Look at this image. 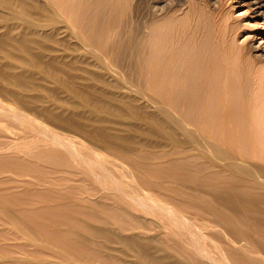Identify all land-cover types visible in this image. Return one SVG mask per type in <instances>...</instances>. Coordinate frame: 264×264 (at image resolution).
<instances>
[{"label": "bare ground", "instance_id": "bare-ground-1", "mask_svg": "<svg viewBox=\"0 0 264 264\" xmlns=\"http://www.w3.org/2000/svg\"><path fill=\"white\" fill-rule=\"evenodd\" d=\"M40 1V0H38ZM46 1V0H45ZM100 1V0H99ZM116 1V0H115ZM136 1V0H135ZM167 1V0H164ZM170 1V0H168ZM260 1V0H259ZM41 2V1H40ZM39 2V3H40ZM121 2V1H120ZM123 2V1H122ZM141 2V1H140ZM171 2V1H170ZM50 3V2H49ZM157 3V2H154ZM164 3V2H163ZM214 3V2H213ZM44 4V3H43ZM40 5L37 2H35V0H0V5L3 7H8L11 9H15L17 11L16 14L17 18H19L20 16L22 17V19H20L22 22L25 23H29V24H33V25H37V26H41V25H48L49 26V30H45V31H41L38 28L36 29H23L22 31L14 34L12 33L11 29H5L2 33H0V51H2L3 55L9 57V58H13L14 61L20 62L23 65H27L28 67H30L29 70H19L16 71L14 70V68L16 66H18L17 64L14 63H4V64H0V79L4 80L6 83L16 87V88H30V89H34V88H44L45 86L42 85L41 83H37L34 82L33 83V79L35 78V74L37 73H41L40 75V79L45 81V82H53V83H57L58 82H63L65 83L69 89L72 92H76V89L70 85L68 82H65L64 80H62V75L64 74V72H67L65 70L64 66H67V68L72 69V68H78L74 66L76 61H83L87 64H94L97 65V67L100 69V73H98L97 76H94V74L92 72H90L89 70H87V72H89V74H91L92 77H94L96 80L104 83V84H112V85H120V86H124L126 89H128V92H131L132 90H135L136 92H138L139 96L141 98H145L148 101H150V103L146 100L147 103H149L151 105L152 108V113L147 112L148 110H145L146 113H149V117H151V119L147 118H141L142 120L145 121V124L148 126H155L158 128V130H161L163 132H166V137L167 138V142L165 144H161V147L164 146H169L172 147V149L170 150H165L163 152H158L155 151L153 153L149 152V154H145L143 153V149H141L142 151H140V154L138 156L140 157H148L151 158L153 160H158L157 162H154V164L156 165V168H153L154 172L151 169L148 168V170H150L152 176H146V175H138L135 182L132 184H123L120 185V183H118L116 180V184L114 186L113 184V189H109L110 187L108 186L109 181H107V189L114 190L116 192V194L119 195V193L122 195H128V197H130L131 199L134 200V202L136 201V198L138 197V195L140 194V192L142 191V189H149L152 191V193L154 192L157 195H161L162 199L165 200L166 204H162L161 206H163L162 208H158V213L157 215H162V217L164 215H167L168 213H166L164 210H167L168 212V208L170 209H174L179 213V219L177 220V218L174 217V215L178 214L176 212H172V214L169 215L171 220L170 222H167V225L169 224L170 229L172 228V226L174 228L178 227V230L175 231L176 233V237H173L174 239L169 240V244L171 247V251H167L166 253H161V254H157L155 255L154 253H151L148 251L149 248V244H147L146 241H131V245L133 246V249L136 251V253L140 256V257H146L149 259L150 264H264V99L261 98L259 99V96L256 98H253L247 89V84L242 83L240 85H236V89L235 90V94H236V98L234 99V101L230 100V96H229V89H228V83H227V79L223 78L222 83L218 86V84L216 85L214 82V78L213 80L211 79L208 82H211L210 85L206 84L204 82V80L201 82H199L200 84H196L198 85V87H196V89L198 88V91L193 93H188L189 89H190V80H191V76H190V70H192L191 66L193 63V48H197L194 46H190V41L189 44L186 42L185 46L182 45L181 43H179L178 38L180 37H174L173 38L167 37L163 38L164 36L162 34L163 37L161 38L158 35V27H156L155 25H153L152 30H150L151 32L149 33L147 30V26H148V21L144 24L138 25V23L135 24L138 25L137 27V32H134L136 30V28L133 26V28H135L133 31L130 28V31L128 32V35L136 34L134 36V38L136 39L135 41L133 40L134 38H132V42H118L116 41L115 43V49L110 50V54H106V52L103 50L104 46L101 44H99L96 40H93L90 35L92 36V34H90V32L92 30H90V27L92 28L91 24L89 23L88 25V21L86 23V21L84 23L86 24H77L76 22H70L69 20H67L66 18L57 15V20H51V21H42V22H37V20H35V18H39L40 16H44V17H49L52 11L51 9H49L47 6L44 5ZM51 4V3H50ZM115 4V3H114ZM118 4V3H117ZM127 4V3H126ZM120 5V4H119ZM140 5V4H138ZM137 5V6H138ZM143 5V3H142ZM71 6V4H70ZM78 6V5H77ZM128 6V5H127ZM134 6V5H132ZM140 7V6H139ZM150 7V5H149ZM53 9V7H51ZM67 8V7H66ZM142 8V7H140ZM165 8V7H164ZM126 9V8H124ZM136 9V8H135ZM134 9V11H135ZM162 9L161 4L155 5L153 12V15L160 13ZM5 10V9H4ZM78 10V7H77ZM137 10V9H136ZM146 10V9H145ZM144 10V11H145ZM148 10V9H147ZM80 11V9H79ZM120 11V10H119ZM123 11V10H122ZM126 11V10H125ZM164 11V10H163ZM5 12V11H3ZM9 12V11H8ZM73 11L72 12V16L71 19L72 21H74L75 17L74 15H76ZM127 12V11H126ZM138 12V11H137ZM100 13V12H99ZM98 13V14H99ZM139 13V12H138ZM146 13V12H145ZM150 12H148L149 14ZM170 13V12H169ZM78 14V12H77ZM132 14V13H131ZM134 14V13H133ZM137 14V13H136ZM161 14V13H160ZM163 14V13H162ZM128 15V13L126 14ZM125 15V16H126ZM150 15V14H149ZM59 16V17H58ZM81 16V15H80ZM142 16V14H141ZM77 17V16H76ZM101 17V16H100ZM150 17V16H149ZM146 17V18H149ZM155 17V16H154ZM153 17V18H154ZM164 17V16H163ZM141 18V17H139ZM144 18V17H143ZM152 18V17H151ZM14 19V17H13ZM41 19V18H40ZM70 19V20H71ZM74 19V20H73ZM100 19V18H98ZM121 19V18H120ZM173 19V18H172ZM92 20V19H91ZM124 20V19H123ZM126 20V19H125ZM142 20V19H141ZM140 20V21H141ZM149 20V19H148ZM151 20V19H150ZM122 21V20H121ZM146 21V20H145ZM154 21V20H153ZM91 22V21H90ZM101 22V21H100ZM104 22V21H103ZM129 22V21H128ZM127 22V23H128ZM143 22V21H142ZM141 22V23H142ZM121 23V22H120ZM124 23V22H123ZM154 23V22H153ZM152 23V24H153ZM171 23V22H170ZM101 24V23H100ZM99 24V25H100ZM105 24V23H104ZM147 24V25H146ZM159 24V23H158ZM3 25V24H2ZM97 25V26H99ZM116 25V23H115ZM123 25V24H122ZM150 25V24H149ZM157 25V24H156ZM90 26V27H89ZM106 26V25H105ZM155 26V27H154ZM165 26V25H164ZM159 26V28L164 27ZM170 26V25H169ZM119 27V26H117ZM122 27V26H121ZM184 27V26H183ZM106 28V27H105ZM114 28V27H113ZM112 28V29H113ZM127 28V27H126ZM129 28V27H128ZM132 28V29H133ZM151 28V27H150ZM108 29V28H107ZM118 29V28H117ZM122 29V28H121ZM149 29V28H148ZM166 29V28H164ZM168 29V27H167ZM106 30V29H105ZM124 30V29H122ZM169 30V29H168ZM172 30V29H171ZM183 30V28H182ZM104 31V30H103ZM118 31V30H117ZM126 31V30H125ZM164 32V30H162ZM181 31V30H180ZM196 31V30H195ZM93 32V31H92ZM170 32V30H169ZM175 32V30H174ZM188 32V31H187ZM191 32V30H190ZM193 32V31H192ZM65 34V36H69L70 38H73L74 41L73 46H69L66 45L64 40L65 39L62 37V39L58 36H56L55 34ZM111 33V32H110ZM117 33V32H116ZM120 33V32H119ZM124 31H123V35H124ZM168 33V32H167ZM172 33V32H171ZM178 33V32H177ZM198 33V32H197ZM102 34V33H101ZM105 34V33H104ZM127 34V33H126ZM181 34V33H180ZM179 34V35H180ZM183 34V33H182ZM187 34V33H185ZM111 35V34H110ZM171 35V34H170ZM176 35V34H175ZM184 35V34H183ZM193 35V34H192ZM196 35V34H195ZM94 36V35H93ZM118 36V35H116ZM169 36V34H168ZM188 36V35H187ZM186 36V37H187ZM198 36V35H197ZM127 40L129 38H127V36H125ZM182 37V36H181ZM51 39V41L53 43L51 44H45L43 43V40L45 39ZM110 38V37H109ZM123 38V37H122ZM185 38V37H184ZM188 38V37H187ZM194 38V37H193ZM192 38L191 41H193L194 39ZM104 39V38H103ZM119 39V37L117 38V40ZM181 39V38H180ZM197 39V38H196ZM195 39V40H196ZM67 40V39H66ZM110 40V39H109ZM120 40V39H119ZM68 41V40H67ZM72 41V40H71ZM96 41V42H95ZM113 41V40H112ZM130 41V38L129 40ZM185 41V39H184ZM183 42V40H182ZM197 42V41H196ZM67 43V42H66ZM69 43V42H68ZM67 43V44H68ZM104 43V42H103ZM102 43V44H103ZM107 43V42H106ZM185 43V42H184ZM193 43H195L193 41ZM191 43V45L193 44ZM57 44H61L63 46H65L64 48H70L74 49L75 51H77L76 55H74V57L71 59L72 60V64L70 63L68 65V63L64 64V66H57V63L55 62H59L57 61V54L56 51L59 49V47H57ZM110 44V43H109ZM108 44V46H109ZM114 44V43H112ZM149 44V45H148ZM215 44V43H214ZM219 44V43H218ZM137 47L138 49V58H137V63L135 62L134 64H136V71H137V80L136 82L138 83V85H142L144 88L148 89L149 92H147L145 89L141 90L138 89L137 87L139 86H132V83L129 82L128 78L126 77V75L119 73V69L115 68L114 66L117 63V60L120 59L121 54H124L123 52L125 50H127L126 48L129 47ZM229 45V44H227ZM233 45V44H232ZM128 46V47H127ZM211 46V44H210ZM258 46V45H257ZM62 47V46H61ZM205 47V46H203ZM208 46H206L207 48ZM213 47V46H212ZM227 48V46H224V48ZM255 47V46H253ZM108 48V47H107ZM110 48V47H109ZM112 48V47H111ZM215 49V47H213ZM221 48V47H220ZM219 48V49H220ZM230 48V47H229ZM233 48V47H232ZM242 48V47H241ZM240 48V49H241ZM18 50L20 51L21 54L17 55L14 53L13 50ZM204 49V48H203ZM208 49V48H207ZM212 49V48H211ZM217 49V48H216ZM236 49V48H235ZM250 49V48H248ZM67 50V49H66ZM108 50V49H107ZM197 50V49H196ZM200 50H202V46L200 48ZM206 50V49H204ZM227 50V49H226ZM237 50V49H236ZM233 51V52H236ZM254 50V49H253ZM72 51V50H71ZM134 51V50H132ZM136 51V50H135ZM228 51L230 52V49H228ZM246 51V49H245ZM255 51V50H254ZM253 51V52H254ZM66 52V51H65ZM74 52V51H73ZM108 52V51H107ZM180 52V53H179ZM213 52V51H210ZM223 52V51H222ZM134 53V52H133ZM180 55H179V54ZM181 53L183 56H181ZM227 53V52H226ZM242 53V52H241ZM246 53H248V50L246 51ZM246 53L243 54L245 55ZM252 53V51H251ZM257 53V52H256ZM136 54V53H135ZM208 53H206L207 55ZM230 54V53H229ZM59 55V54H58ZM65 55V54H64ZM205 55V56H206ZM210 54H208L209 57ZM215 55V54H214ZM224 55V54H223ZM235 55V54H234ZM237 55V54H236ZM241 58H243V56ZM256 55V54H254ZM66 56V55H65ZM124 56V55H123ZM128 56V54H127ZM126 55L124 57H127ZM200 56V55H199ZM203 56V59L204 57ZM212 56V55H211ZM228 56V53H227ZM241 56V55H240ZM64 57V56H62ZM181 57V59H180ZM214 57V56H213ZM217 57V56H216ZM232 58H234V56L231 55ZM248 56L246 55V58ZM92 59L91 62L90 59ZM202 58V56L200 57ZM207 58V56H206ZM205 58V59H206ZM215 58V57H214ZM218 58V57H217ZM216 58V59H217ZM231 58V59H232ZM236 58V57H235ZM245 58V59H246ZM210 59V58H209ZM219 59V58H218ZM230 59V56L229 58ZM238 59V58H237ZM234 59V60H237ZM244 59V58H243ZM242 59V60H243ZM254 59V58H252ZM213 60V58L211 59ZM225 60V59H224ZM233 62L235 63L236 61ZM255 60V59H254ZM62 61V60H61ZM67 61V60H66ZM126 61V60H125ZM132 61V60H131ZM199 61V60H198ZM203 61V60H202ZM207 61V59H206ZM238 61H240L238 59ZM244 61V60H243ZM247 61V60H246ZM245 61V64H246ZM256 61V60H255ZM205 62V60H204ZM212 62V61H210ZM230 62V61H229ZM242 62V61H241ZM64 63V61H63ZM201 63V68H202V62ZM215 63V61H214ZM213 63V64H214ZM248 63V62H247ZM252 63V62H251ZM257 63V62H255ZM195 64V63H194ZM208 64V63H207ZM244 64V66H245ZM128 65V64H127ZM180 69L175 68V66H178ZM204 65V64H203ZM211 65V64H210ZM207 65L206 68H202L200 70L199 69V73L201 74L202 78L204 79V72H206L205 74L210 75L211 71L214 70L212 69V67L208 68ZM215 65V64H214ZM231 65V63H230ZM240 65H242L240 63ZM131 66V63H130ZM133 66V64H132ZM216 66V65H215ZM227 66V65H226ZM234 66V65H233ZM243 66V67H244ZM248 66V64H247ZM252 66V65H251ZM127 68V67H126ZM132 68V67H131ZM195 68V67H194ZM236 68V65H235ZM254 68V66H253ZM81 69V67H80ZM134 69V68H133ZM177 69V70H176ZM217 69V68H216ZM223 69V68H222ZM242 69V68H241ZM257 71V68H255ZM83 70V68H82ZM118 70V71H117ZM230 70V69H229ZM237 70V69H236ZM235 70V71H236ZM244 70H246V66L244 68ZM251 70V69H250ZM193 71V70H192ZM195 71V69H194ZM225 71V69H224ZM253 71V69H252ZM255 71V70H254ZM198 72V71H197ZM216 72V71H215ZM231 72V71H230ZM233 72V70H232ZM60 73H63L62 75ZM127 73V72H125ZM134 73V72H133ZM192 73V72H191ZM213 73V72H212ZM217 73V72H216ZM225 73V72H223ZM234 73V72H233ZM246 73H248V69L246 70ZM67 74V77L70 76L72 77V79H74V75H72L71 73L69 74V71ZM104 74H108L111 76L110 79H106L104 77ZM238 74V73H237ZM243 74V71H242ZM254 74L253 72L251 73V75ZM255 74H257L255 72ZM76 75V74H75ZM131 75V74H130ZM193 75V74H192ZM196 75H198L196 73ZM218 75V74H217ZM236 75V74H235ZM233 75V76H235ZM66 76V75H65ZM64 76V77H65ZM214 76V75H213ZM66 77V80H68ZM78 77V76H76ZM82 78V76H80ZM108 77V76H107ZM133 77V76H132ZM198 77V76H197ZM206 77V76H205ZM207 77H211V76H207ZM217 77H220L219 75ZM216 77V78H217ZM222 77V76H221ZM220 77V78H221ZM230 77V76H229ZM236 77V76H235ZM239 77V75H238ZM246 77L249 78V76L247 75ZM252 77H254V75H252ZM256 77V76H255ZM234 78V77H233ZM256 78H258L256 80ZM255 81H260L259 77H256ZM71 79V78H70ZM85 79H87L85 77ZM132 79V78H131ZM194 79V78H193ZM196 79H200V78H196ZM195 79V81H196ZM240 79V77H239ZM244 79V78H243ZM242 79V81H243ZM217 80V79H216ZM237 80V78H235V81ZM254 80V79H253ZM76 81V80H75ZM194 80L191 81V83H193ZM206 81V80H205ZM234 81V79H233ZM234 81V82H235ZM245 81V80H244ZM250 81V80H249ZM249 81H248V85H249ZM254 81V82H255ZM77 82V81H76ZM79 82V81H78ZM135 82V83H136ZM197 82V81H196ZM205 84H204V83ZM218 82V80H217ZM253 82V83H254ZM72 83V81H71ZM74 83V81H73ZM198 83V82H197ZM239 83V82H238ZM252 83V84H253ZM256 83V82H255ZM260 83V82H259ZM264 83V82H263ZM78 84V83H77ZM80 84V83H79ZM88 84V83H87ZM189 84V85H188ZM195 84V83H194ZM192 84V85H194ZM231 84V83H230ZM258 83H256L255 85H257ZM76 85V83L74 84ZM134 85V84H133ZM66 86V87H67ZM83 86V85H80ZM90 86V85H89ZM141 86V87H142ZM178 86H181V88H178ZM213 87L212 92H214L215 97H213L214 99L211 100L212 98H210V100H208V95H209V87ZM253 86V85H252ZM255 86V87H256ZM261 85L259 84V88ZM67 87V88H68ZM87 88L88 85H86ZM193 87V86H192ZM91 88V87H90ZM220 90H219V89ZM253 88V87H252ZM257 88V87H256ZM47 89V88H46ZM52 89V88H51ZM84 89V88H83ZM100 89V88H99ZM96 90V91H99ZM104 89V88H103ZM102 89V90H103ZM125 89V90H126ZM255 89V88H254ZM252 89V90H254ZM82 89L80 88V91ZM86 90V89H84ZM83 90V92L78 93L80 95V97L84 100H87V102L89 104H92L93 106L90 108V110H96V103L93 102L95 98H93L91 95H89L87 92H85ZM93 90V89H91ZM191 90V89H190ZM192 90H194V88H192ZM234 90V89H233ZM257 90V93L259 92V89H255ZM264 90V89H263ZM48 91V89H47ZM50 91V89H49ZM87 91V90H86ZM216 91V93H215ZM59 92V91H58ZM56 96H57V93ZM115 92V91H114ZM233 92V91H232ZM253 92V91H252ZM256 92V91H255ZM0 93L2 95H4L6 98L9 99L10 102H12L14 104V109L13 112L15 115H17L16 113H24L26 111H41V112H48L50 113L53 110V105L50 108H46V107H41L38 102L43 100L44 95H37V94H30V93H21L19 91H17L16 89H9V88H5L3 86L0 87ZM77 93V92H76ZM101 93V92H100ZM103 93V92H102ZM106 93V92H104ZM234 93V92H233ZM261 93V92H260ZM110 94V93H109ZM106 95V96H110V95ZM119 96H126L130 93H122V94H118ZM52 95V94H51ZM113 96H116L115 93L112 94ZM212 95V94H211ZM259 95V94H258ZM53 96V95H52ZM55 96V97H56ZM97 96V95H96ZM95 96V97H96ZM105 96V95H104ZM256 96V95H255ZM58 97V96H57ZM64 97V96H62ZM5 98V99H6ZM60 98V96L58 97ZM57 98V99H58ZM112 98V97H111ZM114 98V97H113ZM119 98V97H118ZM2 99V98H1ZM4 99V98H3ZM3 99H2V103H3ZM68 99V98H67ZM64 98V100H67ZM102 99V98H101ZM136 99V97H135ZM60 100V99H58ZM73 100V99H72ZM104 100V99H103ZM116 100V97H115ZM1 101V100H0ZM47 101V100H46ZM69 101V100H68ZM74 101V100H73ZM105 101V100H104ZM64 102V101H63ZM66 102V101H65ZM143 102V100H142ZM5 103V102H4ZM100 103V102H99ZM105 103V102H104ZM111 103V102H110ZM113 103V102H112ZM145 102H143L142 104H144ZM1 104V103H0ZM66 104V103H65ZM69 104V103H67ZM103 104V103H102ZM122 105L123 107L125 106L126 108L130 109L133 111H135V108L131 105V101H123ZM140 104V103H138ZM146 104V103H145ZM4 105V104H3ZM50 105V104H49ZM74 105H75V101H74ZM80 105V104H77ZM104 106H102V110L111 114V115H115L116 118L122 116V114L124 111H122V107L120 105L117 106L116 105H110V104H103ZM149 105V106H150ZM233 105V106H232ZM5 106L8 109H11L7 106V104L5 103ZM10 106V103H9ZM44 106V105H43ZM60 106V105H59ZM101 106V105H100ZM147 106V105H146ZM2 107V105H1ZM62 107V106H61ZM66 107V106H64ZM124 107V108H125ZM139 107V106H138ZM231 107L234 108V110L232 111ZM60 108V107H59ZM72 108V107H70ZM146 108V107H144ZM6 109V108H5ZM11 109V110H12ZM56 109V108H55ZM140 109V108H139ZM1 110V108H0ZM4 110V108H3ZM10 110V111H11ZM58 110V109H57ZM10 111H9V116H8V111L4 112L5 115H3L4 117H6V114L8 116V120L9 117H11L10 115ZM60 111V110H59ZM63 111L65 112V108L63 109ZM68 111V110H67ZM80 111V110H79ZM88 111V109H87ZM141 110H139L140 113ZM143 111V110H142ZM211 111V115L209 117V112ZM3 112V111H1ZM62 112V111H61ZM71 111H68L67 113H70ZM1 113V114H4ZM29 113V112H28ZM52 113V112H51ZM66 113V112H65ZM76 113V112H75ZM75 113H73L75 115ZM81 113V111L79 112ZM98 113V112H97ZM128 113V112H127ZM13 114V115H14ZM37 114V113H36ZM85 114V113H84ZM12 115V116H13ZM29 115V114H28ZM27 115V116H28ZM53 116L55 114H52ZM60 115V114H59ZM79 115V114H76ZM83 115V114H82ZM82 115L80 117H82ZM92 115V114H91ZM90 115V116H91ZM128 115V114H126ZM133 115V114H132ZM134 115H137V112L135 111ZM19 116V115H18ZM18 116H15V118H17ZM26 116V115H25ZM49 116V115H48ZM72 116V114H71ZM140 116V115H139ZM142 116H144L142 114ZM148 116V114L146 115ZM3 117V118H4ZM22 119L23 116L21 115ZM37 117V116H36ZM36 117H34L35 119H37ZM87 117V115H86ZM94 117V116H93ZM20 118V117H19ZM30 118V117H28ZM32 118V117H31ZM30 118V119H31ZM44 118V117H43ZM46 118V117H45ZM54 118L57 120V115L54 116ZM53 118V119H54ZM63 118V117H61ZM84 118V117H83ZM105 118V117H104ZM6 119V118H5ZM29 119V120H30ZM34 119V120H35ZM72 118H66L64 117V119H61L62 121H67L68 123H70L73 126H77V128L79 127L73 120V122L71 121ZM74 119V118H73ZM93 119V118H92ZM96 120V118H94ZM3 120V119H1ZM15 120V119H12ZM32 120V119H31ZM33 120V121H34ZM49 120V119H48ZM91 121V119H89ZM108 120V119H107ZM114 120V119H113ZM15 121H18L15 120ZM24 121V119H23ZM22 121V123H23ZM28 121V120H26ZM37 121V120H36ZM40 120H38L37 122H39ZM98 121V120H97ZM106 121V120H105ZM115 122H117L116 120H114ZM4 122V121H3ZM7 121H5L6 123ZM21 122V120H20ZM50 122V121H49ZM54 122V121H53ZM109 122V121H108ZM111 122V121H110ZM27 123V122H26ZM35 123V122H34ZM51 123V122H50ZM58 123V122H57ZM62 123V122H61ZM65 123V122H63ZM67 123V124H68ZM81 123H83L81 121ZM122 123V122H121ZM133 123V122H132ZM12 124V123H11ZM19 124V123H18ZM24 124V123H23ZM21 124V125H23ZM29 124V123H28ZM36 124V123H35ZM44 126L42 123H38V127L39 126ZM56 124V123H55ZM60 124V122H59ZM124 124V123H123ZM128 124V123H127ZM32 125V124H31ZM29 125V127L31 126ZM63 125V124H62ZM61 125V126H62ZM80 125V124H79ZM103 125V124H102ZM138 125V124H137ZM13 126V125H12ZM10 126V127H12ZM27 126V125H26ZM25 126V127H26ZM56 126V125H55ZM58 126V125H57ZM60 126V125H59ZM60 126V128H62ZM64 126V125H63ZM97 126V125H96ZM100 126V125H99ZM136 126V125H135ZM9 127V128H10ZM46 127V126H45ZM48 127V126H47ZM74 127V128H75ZM15 128V127H14ZM20 128V127H19ZM18 128V129H19ZM35 128V125H34ZM44 128V127H42ZM59 128V127H58ZM138 128V127H137ZM8 129V128H7ZM13 129V128H12ZM23 128H21L22 130ZM25 129V128H24ZM28 128H26L27 130ZM33 129V128H32ZM40 129V128H39ZM45 130H47V128H44ZM43 129V130H44ZM65 129V128H63ZM62 131H65L63 130ZM79 129V128H78ZM86 129V127L84 128ZM135 129V128H134ZM143 128H141L142 130ZM153 129V128H152ZM42 130V129H41ZM51 130V129H50ZM54 130V129H53ZM77 130V129H74ZM82 130V129H80ZM103 130V129H102ZM100 130H93V131H89L88 133L90 134L89 137L91 136L94 141H100L103 142L105 144H109L112 146H117L120 144V142H127L129 143V146L125 149V151H132V153H134L136 156L137 152L139 151H135V146H133V144H139V145H144L146 143H142L139 138L136 140V137H130V136H126L122 135V134H116L111 133V132H103ZM136 130V129H135ZM148 130V129H147ZM151 130V127H150ZM154 130V129H153ZM152 130V131H153ZM19 131V130H17ZM33 131V130H32ZM34 131L36 132V130L34 129ZM33 131V133H34ZM40 131V130H39ZM48 131V130H47ZM44 131V132H47ZM61 131V130H60ZM73 131V130H72ZM87 131V129H86ZM85 131V132H86ZM140 131V130H139ZM9 132V131H8ZM12 132V131H11ZM16 132V131H15ZM24 132V131H23ZM51 132V131H50ZM84 132V133H85ZM154 132V131H153ZM155 132H157L155 130ZM18 133V132H17ZM32 133V132H31ZM38 133V129L37 132ZM48 133V132H47ZM52 133V132H51ZM60 133V132H59ZM63 133V132H61ZM72 133V132H71ZM87 133V132H86ZM87 133V134H88ZM23 134V133H22ZM49 134V133H48ZM80 134V133H78ZM158 135H161V132L158 133ZM33 135V134H32ZM39 135V134H38ZM41 135V134H40ZM46 135V134H45ZM50 135V134H49ZM57 135V133L55 134ZM50 135V136H55ZM69 135V134H68ZM156 135V134H155ZM3 136V135H2ZM42 136V135H41ZM61 136H65V135H61ZM60 136V137H61ZM78 136V135H77ZM162 136V135H161ZM37 139V136H35ZM55 137H59L55 136ZM68 137V136H67ZM80 136H78L79 138ZM81 137L82 134H81ZM80 137V138H81ZM46 136H45V140H46ZM49 138V137H48ZM63 138V137H61ZM59 138L57 140H59V142L62 141V139ZM76 138V137H75ZM86 138V137H85ZM141 138V137H140ZM42 139V138H41ZM54 139V137H53ZM52 139V141H54ZM56 139V138H55ZM66 139V138H64ZM144 139V138H143ZM40 140V139H39ZM44 140V143H45ZM48 140V139H47ZM51 140V139H50ZM70 140V139H69ZM68 140V141H69ZM77 140V139H76ZM80 140V139H79ZM73 141V140H72ZM72 141L70 144H72ZM85 141V140H84ZM88 141V140H86ZM92 140H90V143ZM12 142V141H11ZM35 142V141H34ZM49 142V141H47ZM67 142V141H66ZM79 142V141H78ZM77 142V143H78ZM81 142V140H80ZM147 142V141H145ZM156 142V141H155ZM19 143V142H18ZM31 143V142H30ZM41 143V142H40ZM51 143V141L49 142ZM55 146H56V142H54ZM58 143V142H57ZM65 143V142H64ZM63 143V144H64ZM75 143V142H73ZM9 144V143H8ZM36 144V143H35ZM47 144V143H45ZM94 144V143H92ZM96 144V143H95ZM99 144V143H98ZM118 144V145H117ZM148 146L150 143H147ZM43 145V143H42ZM53 145V142H52ZM58 145V144H57ZM68 145V144H66ZM74 144H72L73 146ZM76 145V144H75ZM80 145V143H79ZM82 145H87V144H82ZM102 145V144H100ZM12 146V145H11ZM46 146V145H45ZM69 146V145H68ZM99 146V145H98ZM152 146H155L154 144ZM157 146V145H156ZM8 147H10L8 145ZM7 147V148H8ZM18 147V145H17ZM49 147V146H48ZM53 147V146H52ZM60 147V145H59ZM62 147H64L62 145ZM80 147V146H79ZM76 147V148H79ZM122 147V146H121ZM124 147V146H123ZM7 148H1V149H7ZM43 148V147H42ZM84 148V146H83ZM86 148V147H85ZM88 148V147H87ZM92 148V147H90ZM90 148L88 150H90ZM100 148V147H99ZM107 148V147H106ZM105 147L103 149H106ZM120 148V146H119ZM10 149V148H9ZM62 149V148H60ZM65 152L67 150V146L65 148ZM81 149V148H80ZM93 149V148H92ZM122 149V148H121ZM75 150V148H74ZM79 150V149H78ZM77 150V151H78ZM83 152L85 149H81ZM87 150V149H86ZM85 150V151H86ZM98 150V149H97ZM104 150V151H105ZM109 150H111L109 148ZM145 150V149H144ZM72 151V150H71ZM112 151V150H111ZM147 151V150H146ZM1 152V151H0ZM4 152V151H3ZM2 152V154H3ZM11 152V151H9ZM7 152V153H9ZM67 152H70L69 149L67 150ZM66 154H69L67 153ZM76 152V150H75ZM75 152L73 151L72 154H75ZM96 152V151H95ZM117 152V150H116ZM78 155V152H76ZM92 153V152H90ZM94 153V151H93ZM98 153V151H97ZM97 153H95V155H97ZM101 155V151L99 152ZM108 153V152H107ZM109 153H111L109 151ZM108 153V154H109ZM39 154V153H38ZM80 154V153H79ZM112 154V153H111ZM114 155H118L116 153H113ZM4 155V154H3ZM6 155V154H5ZM50 155V154H49ZM86 156V153L84 154ZM88 155V154H87ZM91 154H89L90 157ZM106 155V154H105ZM125 155V153H124ZM9 156V155H7ZM12 156V155H11ZM47 156V155H46ZM51 156V155H50ZM72 156V155H70ZM69 156V157H70ZM75 156V155H74ZM79 156V155H78ZM82 156V155H81ZM80 158H83L81 157ZM84 156V157H85ZM92 156V155H91ZM113 156V155H112ZM119 156V155H118ZM2 157V156H1ZM16 157V156H15ZM20 157V156H18ZM17 157V158H18ZM87 157V156H86ZM96 157V156H95ZM104 157V156H102ZM121 157V155H120ZM117 157V158H120ZM124 157V156H123ZM132 157V156H130ZM8 158V157H7ZM73 158V157H72ZM79 158V157H78ZM98 158V157H96ZM101 158V156H100ZM111 158V157H109ZM143 158V159H144ZM147 158V159H148ZM4 159V158H3ZM1 158V161L3 160ZM86 159V158H84ZM93 159V158H92ZM114 159V158H112ZM121 159V158H120ZM123 159V158H122ZM9 160V159H8ZM26 160V158H25ZM75 160H77L75 158ZM80 160V159H78ZM82 160V159H81ZM80 160V161H81ZM89 159H87L86 161H88ZM99 160V159H98ZM109 160V159H108ZM111 160V159H110ZM124 160V159H123ZM122 160V161H123ZM135 161V159H133ZM5 161V160H4ZM21 161V160H20ZM19 161V162H20ZM30 161V160H29ZM48 161V160H47ZM81 162V163H84ZM92 161V160H90ZM94 161V159H93ZM106 162V160H104ZM112 161V160H111ZM115 161V160H114ZM113 161V162H114ZM121 161V160H120ZM118 161V162H120ZM121 161V162H122ZM126 161V159H125ZM123 161V162H125ZM34 161L32 160L31 163H33ZM73 162V161H72ZM75 162V161H74ZM103 161L101 160V163ZM132 162V161H131ZM4 163V162H3ZM30 163V162H29ZM92 163V162H89ZM88 163V164H89ZM97 163V161L93 162L92 164ZM104 163V162H103ZM112 163V162H110ZM109 163V164H110ZM115 163H117L115 161ZM134 163V162H132ZM142 163V162H140ZM147 163V162H145ZM143 163V166L144 164ZM11 164V163H10ZM9 164V165H10ZM36 164V163H35ZM86 164V166L88 165ZM100 164V163H97ZM96 166H99L97 165ZM130 164V163H129ZM136 166L139 165V163H135ZM2 165V164H1ZM0 165V166H1ZM5 165V163H4ZM25 165V163L23 164ZM32 165V164H31ZM40 166V164H37ZM43 165V164H42ZM77 165H80L79 163ZM83 165V164H82ZM101 165V164H100ZM103 165V164H102ZM101 165V166H102ZM107 165V164H106ZM113 165V164H112ZM111 165V166H112ZM117 165V164H114ZM131 165V164H130ZM141 165L140 164V169H141ZM146 165V164H145ZM150 165V164H147ZM154 165V166H155ZM7 166V165H6ZM5 166V167H6ZM35 165L32 166V169ZM92 165L90 164V167ZM105 166V165H104ZM121 166V164H120ZM129 166V165H128ZM142 166L143 169H145ZM10 166H7L6 168H9ZM21 167V166H20ZM19 167V168H20ZM42 167V166H41ZM81 167V165H80ZM85 167V165H84ZM89 167V165L87 166ZM89 167V168H90ZM95 167V166H94ZM107 167V166H105ZM105 167H102L99 171H101L103 174L105 172H107V169ZM118 167V165H117ZM138 167V166H137ZM147 167V166H146ZM149 167V166H148ZM153 167V166H152ZM24 168V167H23ZM35 168H38V166H36ZM40 168V167H39ZM45 168V167H43ZM49 168V167H47ZM46 168V169H47ZM86 168V171L87 169ZM93 168V167H92ZM96 168V167H95ZM113 168V167H112ZM116 168V166H115ZM114 168V169H115ZM133 168V167H131ZM18 169V168H17ZM56 169V168H55ZM59 169V168H58ZM97 169V168H96ZM109 169V168H108ZM113 169V170H114ZM121 169V168H120ZM119 169V170H120ZM126 168L124 167V170ZM135 169V168H134ZM5 170V169H4ZM9 170V169H8ZM38 170V169H37ZM41 170V169H40ZM51 170V169H50ZM83 170V169H82ZM94 170V168H93ZM93 170H91V173H93ZM123 172V168L121 169ZM120 170V171H121ZM128 170V169H127ZM126 170V171H127ZM136 170V169H135ZM138 170V169H137ZM136 170V172H137ZM14 171V170H13ZM29 171V170H28ZM27 171V172H28ZM39 171V170H38ZM47 171V170H46ZM54 171V170H52ZM51 171V172H52ZM97 171V170H96ZM124 171V172H126ZM143 171V170H142ZM41 172H43V170H41ZM72 172V171H71ZM90 171H87V174H89ZM98 172V173H101ZM140 172V171H138ZM146 172V170H145ZM149 172V171H148ZM147 172V174H148ZM19 173V172H18ZM70 173V172H69ZM97 172H95L96 174ZM97 173V174H98ZM109 173V171H108ZM96 174V175H97ZM102 174V175H103ZM111 174V173H110ZM119 174V173H118ZM117 174V175H118ZM124 174V173H122ZM126 174V173H125ZM131 174V173H130ZM26 175V174H25ZM36 175V174H35ZM92 175V174H91ZM101 175V174H100ZM109 175V174H106ZM116 175V176H117ZM129 175V174H128ZM110 176V175H109ZM108 176V177H109ZM112 176V175H111ZM110 176V178H112ZM114 176V175H113ZM121 176V174H120ZM124 176V175H123ZM133 176V175H131ZM2 177V176H1ZM32 177V176H30ZM97 177H99L97 175ZM102 177V176H100ZM99 177V178H100ZM119 177V176H118ZM103 178V177H102ZM107 177H104L103 179H106ZM115 178V177H114ZM117 178V177H116ZM115 178V179H116ZM126 178V177H125ZM9 179V178H8ZM11 179V178H10ZM13 179V178H12ZM15 179V178H14ZM34 179V178H33ZM60 179V178H59ZM63 179V178H61ZM71 179V178H70ZM91 179V177H90ZM109 179V178H108ZM132 182H133V178ZM2 180V179H1ZM0 180V181H1ZM5 181H7L6 179H4ZM20 180V179H19ZM23 180V179H21ZM79 180V179H78ZM107 180V179H106ZM106 180L104 182H106ZM110 180V179H109ZM119 181V179H117ZM123 180V179H122ZM81 181V180H80ZM79 181V182H80ZM91 181V180H90ZM102 181V180H101ZM111 182V181H110ZM121 182V181H119ZM34 183V182H33ZM84 183V182H83ZM39 184V183H37ZM42 184V183H41ZM86 184V183H85ZM102 184V183H101ZM104 184V183H103ZM88 185V184H86ZM100 186V184H97ZM94 185V186H97ZM106 185V184H105ZM90 186V185H89ZM93 186V183H92ZM93 186V187H94ZM104 185H102L103 187ZM9 187V186H8ZM53 187V186H51ZM85 187V186H84ZM87 187V186H86ZM101 187V188H102ZM106 187V186H105ZM109 187V188H108ZM4 187H2L3 189ZM7 188V187H6ZM32 188V187H31ZM66 188V187H65ZM76 188V187H73ZM90 188V187H89ZM97 188V187H96ZM33 189V188H32ZM36 189V188H35ZM40 189V188H39ZM45 189V188H44ZM53 189V188H52ZM77 189V188H76ZM88 189V188H86ZM93 189V188H92ZM100 189V188H97ZM107 189H105L106 191H108ZM5 190V189H3ZM19 190V189H17ZM38 190V188L36 189V191ZM51 190V189H50ZM60 190V189H59ZM70 190V189H69ZM72 190V188H71ZM74 190V189H73ZM79 190V189H78ZM21 191V190H20ZM25 191V190H23ZM30 191V189H28V192ZM35 191V190H34ZM33 191V192H34ZM105 191V192H106ZM147 191V190H146ZM14 192V191H13ZM19 192V191H18ZM17 192V193H18ZM38 192V191H37ZM65 192V190H64ZM68 192V190L66 191ZM70 192V191H69ZM77 192V191H76ZM144 190H143V196L146 198V195H144ZM1 193V192H0ZM6 193V192H5ZM20 193V192H19ZM36 193V192H35ZM47 193V192H45ZM111 193V192H110ZM4 194V193H3ZM11 193H9L10 195ZM27 194V190L26 193ZM30 194V193H29ZM43 194V193H42ZM40 197H43L45 195H43ZM69 194V193H68ZM115 194V193H112ZM2 195V193L0 194ZM32 195V193H31ZM40 195V192L38 194V196ZM49 194H47L48 196ZM51 195V194H50ZM86 195V194H85ZM137 195V197H136ZM148 195V192H147ZM151 195V194H150ZM7 196V194L5 195ZM5 196H3L2 198H4ZM13 196V195H12ZM46 196V197H47ZM56 196V195H55ZM70 196V195H69ZM104 196V195H103ZM15 197V196H13ZM18 197V196H17ZM21 197V196H20ZM50 197V196H49ZM54 197V196H51ZM57 197V196H56ZM85 197V196H83ZM87 197V196H86ZM90 197V196H89ZM113 197V196H112ZM120 197V196H119ZM125 197V196H124ZM136 197V198H135ZM141 197V196H140ZM149 197V196H148ZM151 197V196H150ZM149 197V198H150ZM153 197V196H152ZM151 197V198H152ZM7 198V197H5ZM19 198V197H18ZM76 198V197H75ZM80 198V197H77ZM95 200L96 198L93 197ZM102 198V197H99ZM108 198V197H107ZM116 198H118V196H116ZM121 198V197H120ZM119 200H122L120 199ZM150 198V200H151ZM161 198V197H160ZM11 199V197H10ZM25 199V198H24ZM23 202H26L27 199L24 200ZM46 199V198H45ZM84 199V198H83ZM106 198H102V201L105 200ZM125 199V198H124ZM140 200L142 198H139ZM144 199V198H143ZM2 200V199H1ZM6 200V199H5ZM14 200V199H13ZM17 200V199H16ZM29 200V199H28ZM34 200V199H33ZM50 200V199H49ZM81 200V198H80ZM90 200V198H87V201ZM94 200V201H95ZM100 200V199H99ZM130 200V199H129ZM139 200V202H141ZM148 200V198L146 199ZM4 201V200H3ZM7 201V200H6ZM30 201V200H29ZM36 201V200H34ZM48 201V200H47ZM98 202V199L96 200ZM95 201V202H96ZM107 201V200H106ZM124 201V200H123ZM138 201V199H137ZM152 201L154 202L155 200L152 199ZM159 201V200H158ZM156 200V202H158ZM163 202V200H161ZM8 202H10L8 200ZM18 203L19 200L17 201ZM32 202V201H31ZM38 202V201H37ZM86 202V201H85ZM95 202L93 203V205L95 204ZM109 202V201H108ZM107 202V204H108ZM112 202V201H111ZM133 202V201H132ZM143 202V201H142ZM147 202V201H146ZM160 202V201H159ZM161 202V203H162ZM5 203V202H4ZM64 203V202H63ZM106 203V202H105ZM127 202H125L126 204ZM130 203V202H129ZM170 205H169V204ZM6 204V203H5ZM10 204V203H9ZM13 204V201H12ZM25 204V203H24ZM27 204V203H26ZM30 204V203H29ZM52 204V202H51ZM50 204V205H51ZM56 204V203H55ZM118 204V203H117ZM132 204V203H131ZM137 204V203H136ZM141 204V203H140ZM145 204V203H144ZM159 204V203H158ZM1 205V203H0ZM15 205V204H14ZM62 205V204H61ZM60 205V207H62ZM66 205V204H65ZM80 207L81 205L78 204ZM78 205H75V208ZM135 205V204H134ZM133 205V206H134ZM138 205V204H137ZM143 205V204H141ZM150 206H152L151 204H149ZM148 204L145 207L149 206ZM155 205H157L155 203ZM160 205V204H159ZM173 205V206H172ZM37 206V205H35ZM39 206V205H38ZM41 206V205H40ZM39 206V207H40ZM52 206H56L54 204H52ZM59 206V205H58ZM71 206V204H70ZM69 206V207H70ZM72 206H74L72 204ZM116 206V205H115ZM119 206V205H117ZM144 206V205H143ZM1 207V206H0ZM49 207V206H47ZM66 207V206H65ZM83 207V206H82ZM87 207V206H86ZM84 207V208H86ZM96 207H98L96 205ZM140 207V206H139ZM138 207V208H139ZM142 207V206H141ZM155 207V206H154ZM160 207V206H159ZM5 208H7L5 206ZM10 208V207H9ZM12 208V207H11ZM17 208V207H16ZM21 207H19L20 209ZM76 208V209H77ZM83 208V210H84ZM92 208V207H91ZM156 208V207H155ZM4 209V208H3ZM23 209V207H22ZM21 209V210H22ZM37 209V208H35ZM42 209H44V206L42 204ZM42 209H38L35 213H41L43 212ZM55 209V208H54ZM68 209V207H67ZM75 209V210H76ZM117 209V207H116ZM142 209V208H141ZM146 209V208H145ZM147 209H151L150 207ZM146 209V210H147ZM15 210V209H14ZM25 210V208H24ZM31 210V208H30ZM45 210V209H44ZM58 210V209H57ZM69 210V209H68ZM74 210V209H73ZM79 210V209H77ZM113 210V209H112ZM115 210V209H114ZM153 211H155L154 208H152ZM17 211H19L17 209ZM32 211V210H31ZM34 211V210H33ZM33 211L31 213H33ZM53 211V210H52ZM51 211V212H52ZM82 211V210H81ZM88 211V210H87ZM129 211H131V209L127 207H119L118 210L114 211V213L118 216H120L123 219H127V213H129ZM157 211V209H156ZM162 211V212H161ZM170 211V210H169ZM173 211V210H172ZM22 212V211H21ZM29 212V211H28ZM27 212V213H28ZM50 212V211H49ZM50 212V213H51ZM64 212V211H63ZM65 212H67L65 210ZM69 212V211H68ZM67 212V213H68ZM75 212V211H74ZM90 212V211H88ZM87 212V213H88ZM99 212V210H98ZM96 212V213H98ZM103 211H101L100 213H102ZM105 212V211H104ZM147 212V211H146ZM15 213V212H14ZM30 213V214H31ZM45 213V212H44ZM60 213V212H59ZM79 213V212H78ZM82 212H80L81 215ZM86 213V212H85ZM86 213V214H87ZM113 213V212H112ZM145 213V211L143 212ZM171 213V212H169ZM29 214V215H30ZM54 214V213H53ZM62 214V212H61ZM66 214V213H65ZM70 214V213H69ZM89 214V213H88ZM104 214V213H103ZM107 214V213H106ZM114 214V216H115ZM17 215V214H16ZM28 215V214H27ZM26 215V216H27ZM36 215V214H35ZM43 215V214H42ZM49 215V214H48ZM52 215V214H51ZM71 215V214H70ZM91 215V213H90ZM89 215L88 218H91V216ZM99 215V214H98ZM98 215H96V218H99ZM110 215V214H109ZM108 215V216H109ZM149 215V214H146ZM158 215V216H159ZM18 216V215H17ZM17 216H15L17 218ZM32 216V214H31ZM41 216V215H40ZM50 216V215H49ZM59 216V215H58ZM64 216V214H63ZM67 216V215H65ZM64 216V217H65ZM73 216V215H72ZM72 216L70 217V219L72 218ZM83 216V214H82ZM87 216V215H86ZM93 216V215H92ZM105 216V214H104ZM189 217L192 219V221L194 223H189V222H185L183 221V217ZM28 217V216H27ZM38 217V214H37ZM48 217V216H46ZM69 217V216H68ZM76 217V216H75ZM103 217V216H102ZM142 217V216H141ZM140 217V218H141ZM164 216L163 221L165 219ZM173 217V218H171ZM29 218V217H28ZM33 218V217H32ZM50 218V217H49ZM67 218V217H66ZM106 218V217H105ZM131 218V216H130ZM137 218V217H136ZM147 218V217H146ZM168 218V217H167ZM166 218V219H167ZM174 218L176 221H178V223L176 221H174ZM31 219V218H30ZM35 219V218H34ZM45 220V216L44 218H42ZM56 219V218H55ZM73 219V218H72ZM71 219V220H72ZM78 218H74V220H76ZM95 219L94 217L92 218V220ZM103 219V218H102ZM100 218V221L102 220ZM108 219V218H107ZM110 219V217H109ZM112 219V217H111ZM121 219V220H123ZM148 218L147 221H150ZM165 219V220H166ZM25 220V219H24ZM67 220V219H66ZM98 220V219H96ZM114 220V219H113ZM120 220V221H121ZM137 220V219H136ZM135 220V221H136ZM153 221V219H151ZM161 220V218H160ZM159 220V222L157 223H162V224H166L163 223ZM189 220V219H188ZM29 221V219H28ZM36 221V220H35ZM43 221V220H42ZM42 221H40V224L43 223ZM54 221V220H52ZM77 221V220H76ZM75 221V223H76ZM105 221V220H104ZM108 221V220H107ZM151 221V223H152ZM158 221V218L157 220ZM190 221V220H189ZM25 221H22V223H24ZM63 222V221H62ZM71 222V221H69ZM79 222V220L77 221ZM113 222V221H112ZM138 222V220H137ZM166 222V221H164ZM17 223V222H16ZM21 223V222H20ZM19 223V224H20ZM28 223V222H27ZM30 223V222H29ZM28 223V224H29ZM32 223V221H31ZM37 223V222H36ZM39 223V221H38ZM57 223V222H56ZM60 224L61 221L59 222ZM72 225L75 226L74 221L71 222ZM69 223V224H71ZM82 223V222H81ZM110 223V222H109ZM128 223V222H127ZM126 223V224H127ZM141 223V222H140ZM150 223V222H149ZM156 223V222H155ZM27 224V226H29ZM47 224V223H46ZM78 224V223H77ZM114 224V223H113ZM120 224V223H119ZM161 224V225H162ZM32 225V224H31ZM45 225V224H43ZM79 225V224H78ZM87 225V224H86ZM85 225V226H86ZM130 225V224H129ZM147 225V224H146ZM159 225V226H161ZM209 225H214L215 227H209ZM32 226H35L34 224ZM19 227L21 233L19 234L20 237H24L27 240V245L28 244H33L34 245V250L33 251H26L28 249H24L23 250H16V249H11L10 245H9V249L4 250V246L1 247L3 249H1L2 251H0V261L1 262H7L8 264H57L56 261H52L49 260L48 258H46L44 256V250L42 249V247L44 246L45 248L47 247V252H49V254H54L57 257V244H59L57 242L58 241H64V239L66 238L65 234L63 235L62 233H64V231H62V233H59L56 229L57 227H55L56 232L51 231L52 233L49 234V236L45 237L43 228L45 227ZM40 226V225H38ZM42 226V225H41ZM69 226V225H67ZM80 226L83 228L82 224H80ZM115 226V225H114ZM125 226V224L123 225ZM116 227V226H115ZM129 227V226H128ZM149 227V226H148ZM156 227V226H155ZM164 227V225H163ZM162 227V228H163ZM168 227V226H167ZM166 227V229H167ZM85 228H88L87 226ZM107 228V227H106ZM125 228V227H124ZM147 228V227H144ZM150 228V227H149ZM165 228V227H164ZM49 229H52L49 227ZM60 229V228H59ZM66 234L69 233H74V230L71 227H66L65 228ZM79 231L81 230L78 227ZM111 229V228H109ZM119 229V228H118ZM126 229V228H125ZM165 229V230H166ZM9 230V229H8ZM48 230V229H46ZM53 230V229H52ZM62 229H60L61 232ZM115 230V229H114ZM172 230V229H171ZM207 230V231H205ZM2 231V230H1ZM0 231V232H1ZM5 231V228H4ZM110 231V230H109ZM116 231V230H115ZM10 232V231H8ZM7 232V233H8ZM50 232V230H49ZM76 232V231H75ZM167 232V231H166ZM3 233V231L1 232ZM0 236H6L5 238H7L6 234H1ZM139 233V232H138ZM137 233V234H138ZM161 234V232H159ZM163 233V232H162ZM171 233V232H170ZM174 233V234H175ZM9 234V233H8ZM12 234V233H11ZM44 234V235H43ZM62 234V235H61ZM116 234V233H115ZM164 234V233H163ZM19 235L17 237H19ZM44 237H43V236ZM71 235V234H70ZM74 235V234H73ZM80 234H77V236ZM99 235V234H98ZM106 235V234H105ZM119 235V234H118ZM170 235V234H169ZM9 236V235H8ZM16 236V234H15ZM64 236V237H62ZM76 236V233H75ZM76 236V237H77ZM86 236V235H85ZM95 236V234H94ZM152 236V235H151ZM161 236V235H160ZM163 236V235H162ZM172 237V235H170ZM10 237V236H9ZM8 239H11L9 238ZM81 237V236H79ZM116 237V236H115ZM114 237V240L117 239ZM163 237H166V235H164ZM169 237V236H168ZM167 237V238H168ZM2 238V237H1ZM64 238V239H63ZM120 238L122 241H125V239H127L126 236L122 235V237H118ZM152 238V237H151ZM154 238V237H153ZM70 239V238H69ZM78 239V238H77ZM107 239V238H105ZM66 240V239H65ZM168 240V239H167ZM71 241V240H70ZM70 241H68L69 243H71ZM73 241V240H72ZM75 241V239H74ZM79 241V240H77ZM4 242V241H3ZM22 242V241H21ZM76 242V241H75ZM75 242L73 243L74 246L77 245V243L75 244ZM97 242V241H96ZM120 242V241H119ZM160 242V241H159ZM66 243V242H65ZM64 243V244H65ZM69 243H67V246L69 245ZM149 243V242H148ZM165 242H163L164 244ZM0 244H5L1 243ZM8 244V243H7ZM18 244V243H17ZM83 244V243H82ZM6 245V244H5ZM14 245V244H12ZM51 245V246H50ZM66 245V244H65ZM103 245V244H102ZM168 245V244H167ZM15 246V245H14ZM61 246V245H60ZM82 246V245H81ZM80 246V247H81ZM156 246V245H155ZM62 247V246H61ZM65 247V246H64ZM71 247V246H70ZM69 247V248H70ZM79 247V246H78ZM120 247V246H119ZM5 248H7L5 246ZM27 248V247H26ZM75 249V247H72ZM84 248V247H83ZM33 249V248H30ZM66 249V248H64ZM77 249V248H76ZM90 249V248H89ZM93 249V248H92ZM152 249V248H151ZM71 250V248H70ZM104 250V249H103ZM117 250V249H116ZM62 251V250H60ZM86 251V250H85ZM88 251V249H87ZM87 251L85 253H87ZM151 251V250H150ZM45 252V254L47 253ZM71 252V251H70ZM73 252V251H72ZM71 252V253H72ZM76 251H74L73 254H75L74 257H86L89 259L91 264H98V259L96 258V254L92 253H88L85 254L81 251H78L75 253ZM89 252V251H88ZM93 252V251H92ZM48 254V253H47ZM65 254V252H64ZM72 254V255H73ZM77 254V255H76ZM104 255L102 254L101 257H103ZM108 256V254H107ZM138 256V257H139ZM173 260H168L169 258L173 257ZM53 257V256H51ZM67 257H70L69 255L65 254V255H61V257H58L60 260L61 259H68ZM115 257V256H114ZM104 258V257H103ZM101 259V258H100ZM107 259V258H106ZM113 259V258H112ZM120 259V258H119ZM104 260V259H102ZM123 260V259H122ZM75 261V260H74ZM81 261V260H80ZM105 261V260H104ZM103 261V262H104ZM109 261V260H108ZM107 262V261H106ZM105 262V263H106ZM110 262V261H109ZM108 262V264H109ZM121 262V261H120ZM123 262V261H122ZM77 263V262H76ZM111 263V262H110ZM3 264V263H1Z\"/></svg>", "mask_w": 264, "mask_h": 264}, {"label": "rangeland", "instance_id": "rangeland-1", "mask_svg": "<svg viewBox=\"0 0 264 264\" xmlns=\"http://www.w3.org/2000/svg\"><path fill=\"white\" fill-rule=\"evenodd\" d=\"M40 1L35 0V2H37L40 5H42L44 3L43 5L44 6H47L49 9H51L52 12L49 13L50 14L49 17H44L42 15L39 18H35V20H37V22L38 21L39 22H42V21H45V20H47V21L57 20V15L66 18L70 22H76V23L77 22H79V23L81 22L80 24H82V22H83V24H86L90 20L91 22L89 21L88 22V25H89V23L91 24L92 28L90 26L89 27H90V30L93 31V32L92 31L90 32V34H92V36L90 35V37L93 40H96L99 44H101V46L102 45L104 46L103 50L106 52V54H110V50L112 49V51H113V49H115V43H116V41H118V42L122 41V42H128V43L129 42H132L133 40L135 41L136 40L135 38L137 37L136 34H134V36L136 35L135 38H134L133 34L131 35V37H130V35H128V32L130 31L131 26L133 25L136 28V30L134 32H137V28H139L137 26L138 25H141V24H144V22L146 23L148 21V23H147L148 26L147 27L149 29L147 28V30H149L148 31L149 33L151 32L150 30H152L153 25H155L156 27H158V29H157L158 32L157 33H158V35L161 38L163 36H164L163 38H166V36L167 37H170L171 36L172 38H173V36L174 37L176 36L177 38L178 37L181 38V39L178 38V40H179V43H181L182 45L185 46L186 42L189 44V41H190V46L197 47V48H193L194 49L193 50V55H194V58L193 59L194 60H193L192 66H191V68H192L193 71L190 70L192 73L190 72L191 80L189 82L190 85L188 84L190 86V89L191 90L189 89V92L188 93H192V92L195 93V92H197L198 91V88L196 89V87H198V85H196V84H200L199 82L201 80L202 81L204 80V82L207 85L208 84L210 85L211 82H208V81H210L211 79L213 80V78H214L215 84L216 85L218 84V86H219L222 83L223 78H226L227 79V83H228V89L230 91L229 92V96H230V100L231 101H234V99L236 98L235 90H237V89H236L235 86L236 85H240V84L245 83V82L247 84V89L249 87L248 92L250 94H252L251 96L253 98H255V97L257 98L259 96V99H261V98L264 99V90H263L264 89V83H263L264 82V0H260V1L259 0H170L171 2L168 1V0L167 1H164V0H136V1L135 0H116V1L115 0H100V1L99 0H46V1L45 0H40ZM154 2H157V3H154ZM142 3H143V5H142ZM70 4H71V6H70ZM138 4H140V5H138ZM156 4H158V5L161 4V6H162V9L160 11L161 14L157 12V14L153 15V12L152 11L154 10ZM132 5H134V6H132ZM149 5H150V7H149ZM139 6L142 7V8H140ZM51 7H53V9ZM77 7H78V10H77ZM124 8H126V9H124ZM79 9H80V11H79ZM134 9H135V11H134ZM75 10H76V12H74L76 14V15H74V17H75L74 19L75 20L73 19L74 21H72V19H71V16L72 15L71 14ZM3 11H5V12H3ZM77 12H78V14H77ZM148 12H150L149 13L150 15L148 14ZM14 13H17V11L15 9H11V8H8V7H3V6L0 5V33H2L5 29H9V28L11 29L12 33H14V34L22 31L23 29H36V28H38L41 31L42 30L45 31L46 29L49 30V26L48 25L37 26V25H33V24L31 25L29 23L22 22L20 20V19H22V17L20 16L19 18H17L18 16L16 14H14ZM127 13H128V15H126ZM141 14H142V16H141ZM13 17H14V19H13ZM139 17H141V18H139ZM146 17H149V18H146ZM98 18H100V19H98ZM85 21H86V23H84ZM134 22L135 23L137 22L138 25H136L137 23L135 24ZM79 23H77V24H79ZM115 23H116V25H115ZM97 25H99V26H97ZM162 25L163 26L165 25V26L162 27V28H159V26H162ZM117 26H119V27H117ZM133 26H132V28H133ZM167 27L170 30V32L167 29ZM121 28L124 29V30H122ZM132 28H131V30L133 31L135 28H133V29ZM164 28H166V29H164ZM182 28H183V30H182ZM162 30H164V32ZM174 30H175V32H174ZM190 30H191V32H190ZM123 31L125 32L124 35H123ZM185 33H187V34H185ZM160 34H162L163 36L160 35ZM168 34H169V36H168ZM55 35L57 37L59 36L61 39H62V37L63 38L65 37L68 40L67 41L64 38L65 39L64 40L65 44L66 45H69V46H73V43H72L74 41L73 38H70L69 36H65V34H62V33L61 34H58V35L55 34ZM116 35H118V36H116ZM125 36H127V38L129 36L130 41H128L129 38L127 40H125L126 39ZM118 37H119L120 40L119 39L117 40ZM132 38H134V39L132 40ZM192 38L194 39L193 41L195 43H193V41H191ZM184 39H185V41H184ZM182 40H183V42H182ZM66 42L67 43L69 42V43L67 44ZM43 43H45V44L48 45V44H51L53 42L51 41V39H48L47 38V39L43 40ZM112 43H114V44H112ZM191 43H193V44L191 45ZM108 44H109V46H108ZM210 44H211V46H210ZM227 44H229V45H227ZM201 46H202V50H200ZM203 46H205V47H203ZM206 46H208L207 47L208 49L206 48ZM212 46L215 47V49ZM224 46H227V48L226 47L224 48ZM253 46H255V47H253ZM57 47H59V49L55 53V54H57V61H59V62H55V63H57V66H64L65 63L66 64L68 63V65L70 63L72 64V60L71 59L74 57V55H76L77 51H75L74 49H71V47L70 48H64L65 46H63L61 44H57ZM203 48L206 49V50H204ZM248 48H250V49H248ZM126 49L127 50H125L123 52L124 54H121L120 59L117 60V63H116V65L114 67L117 68V69H119V71L117 70L119 73L126 75V77L128 78L129 82L132 83V86L133 87L139 86V87H137L138 89H141L142 88L141 90H144L145 89L147 92H149L148 89L144 88L142 85H138V83L136 82V80H137V78H136L137 77V71L135 69L136 68L135 67L136 64H134V63L135 62L137 63V58H138L137 57L138 56V49H137V47L135 48V46H134L133 48L132 47H129V48H126ZM228 49H230V52L228 51ZM245 49H246V51L248 50V53H246ZM132 50H134V51H132ZM235 50H236V52H233ZM13 51L17 55L21 54L20 51H18L16 49L13 50ZM210 51H213V52H210ZM243 51H244V53H246L245 55L243 54ZM251 51H252V53H251ZM226 52L228 53V56H227V53ZM206 53L210 54L209 57H208V54L206 55ZM127 54H128V56H127ZM254 54H256V55H254ZM123 55L124 56L126 55L127 57H124ZM205 55L207 56V58H206ZM231 55L234 56V58H232ZM242 55H244L243 56L244 59L241 58ZM246 55L248 56L247 58H246ZM62 56H64V57H62ZM181 56H183L182 53H181ZM201 56H202V58H200ZM203 56H205L204 59H203ZM229 56H230V59H228ZM205 58L207 59V61H206ZM212 58H213V60H211ZM237 58L240 61H238ZM252 58H254L256 61L254 59H252ZM180 59H181V57H180ZM234 59H237V60H234ZM204 60H205V62H204ZM233 60L236 61V62L234 63ZM63 61H64V63H63ZM91 61H92V59H90L89 62H91ZM200 61L202 62V68L203 67L206 68L207 65H210L211 64L210 66H208V68L212 67V69H214V70L211 71L210 75H208V74L206 75L205 74L206 72H204V76H203L204 79H201L202 76L199 73V69H198V67L200 68V70L202 69L201 68ZM210 61H212V62H210ZM214 61H215V63H214ZM245 61H246V64H245ZM9 62L18 65V66H16L14 68V70H16V71H19V70H23L24 71V70H29L30 69V67H28L27 65H23L20 62L14 61L13 58H9V57L3 55L2 51H0V64L9 63ZM255 62H257V63H255ZM130 63H131V66H130ZM230 63H231V65H230ZM240 63L242 65H240ZM132 64H133V66H132ZM244 64L246 66V70L248 69V73L250 72L249 74H247L246 73V70H244V68H245ZM247 64H248V66H247ZM235 65H236V68H235ZM74 66L75 67L78 66V68L69 69V68H67V66H64L65 67V70L67 72H64V74L63 73H60V74L61 75L63 74L62 75V78H61L62 80H64L65 82H68L73 87L75 86L74 87L75 89L77 88L76 89V92L77 93L76 92H72L69 89V87L65 83H63V82H58L57 81V83H53V82H45V81L41 80L39 78L40 75H41V73L35 74V78L33 79V83L34 82L41 83V84L43 83L42 85L45 86V89L44 88H42V89H40V88H34V89H30V88H16V87H14V86L6 83L4 80H1L0 79V87L3 86L5 88H9V89L13 88V89H16L17 91H19L21 93H30V94H37V95L41 94V95H44L43 100H41V101L38 102V104L41 107L50 108L53 105H55V106H53V110L51 111L52 113L51 112L50 113H48V112H41L39 110V111H35V112H33V111H26L25 112V115L26 116L24 115V113L23 114L22 113H19V114L16 113L17 115H15L14 113H11V112H13V109L15 107L14 104L12 102H10L8 98H6L4 95H2L0 93V100H1L0 101V103H1L0 104V108H1V110H0V151H1L0 152V165L2 164L0 166V180L2 179L0 181V192L2 193V195H0V203H1V205H0L1 206L0 207V231L1 230L3 231V233H1L2 231L0 233L2 235L3 234H6L7 235V238H5L6 237L5 235L4 236H0V242L1 243H4L5 242V244H6V245L5 244H0V246L1 247L4 246V250L9 249V245H10V248L11 249L23 250L22 248H24L25 250L28 249L26 251H33L35 247H34L33 244H28L27 245V243H28L27 240H26L27 237L26 238L20 237L19 234L21 233V231H20L19 227H25V226L26 227H30V226H32L34 224L35 226H32V227H44L45 226L43 228V230H45L44 231L45 237L49 236V234L52 233L51 231L56 232V230H57L59 232L57 234H60V233H62V231H64V233H62V234L63 235L65 234V236H66V238H65L66 240L63 238L66 243L63 242V241L60 242V241L57 240V242L59 243V244H57V257L54 254H52V255L49 254V252H47V247L46 248L44 246L42 247V249L44 250L43 251L44 252V256L46 258H48L49 260L56 261L57 264H91L90 261H89V259L86 258V257H79V258L78 257H74L75 254H73V253H74V251L77 252L78 249H79V251H81L83 253H85L87 251V249H88L89 252L87 251V253H85V254H88V253H90V254H92V253L96 254V258L98 259V264H108L109 261L111 262V263L109 262V264H150L148 258H146V257H140L136 253V251L133 249V246L130 244L131 241H139V240L146 241L147 244H149L148 245L149 246L148 251L151 252V253H154L155 255L161 254L163 252L166 253L167 251H171V247H170V244L168 242H169V240L174 239L173 237L177 238L176 237L177 235H176L174 229L177 231L178 230V227L174 228L175 226L174 227L172 226V228H171L172 230H171L169 224L167 225V222H170L171 223V220L169 221V219H170L169 215L172 214V212L173 213L176 212L178 214V216L177 215H174L175 213L172 214V215H174V217L176 216L175 218L178 217L177 220H180L179 219V213L176 210L170 209V208H168L170 210V211L168 210V212H167V210H164L166 213H168L167 215H164V216H167L168 217V218L165 217V219L166 218L167 219L166 220L164 219V221H166V222H164L163 219H162V218H164V216L162 217V215H159V214H158L159 216L157 215L158 210H159L158 208H162L163 206H161V205L162 204H166V202H167V201L165 202V200L162 199V196L161 195H157L154 192L152 193L151 190L144 189L143 188L142 191L140 192V194L138 195V197L136 195L137 198L135 197L136 198V201L134 202V200L131 199L130 197H128V195H125V194L123 195V193H122V195L120 193L118 195V194H116V192L114 190H111L110 191L109 189H111V188L113 189L112 186H113V184L115 186L116 181L118 183H120V185H123L124 183L125 184L126 183L127 184H129V183L130 184L131 183L133 184L135 182V180H136V178H137L138 175H146V176H149V177L152 176L153 173L151 174V172L154 170L153 168H156V165L154 164V162H157L158 160H153V159L148 158V157H145L144 158V157L138 156L141 153L140 151H142L141 149H143V153L147 152L145 154L148 155L149 152H151V153H153L155 151L158 152V150H159V152H163V151H165L167 149L168 150L169 149L171 150L172 147H170V148H169V146L161 147V144L162 143L165 144L167 142V138H165L166 137V132H163L161 130H158V128L155 127L154 125L153 126H149V125L147 126L145 124V121L141 119V118H147V117L149 119H151V117H149V115H150L149 113H152V108H151V105L149 104L150 101H148L145 98H141L139 96L138 92H136L135 90H132L131 92H128V89H126L127 87L125 88L124 86H120V85L118 86V85H112V84H104V83L96 80L94 77L91 76V74H89V72H87V70H89L90 72H92L94 74V76H97L98 73H100V69L97 67V65H94L92 63L91 64L90 63L87 64V63H85L83 61H76L75 64H74ZM253 66H254V68H253ZM80 67H81V69H80ZM82 68H83V70H82ZM86 68H87V70H86ZM175 68L180 69L179 68V65L178 66H175ZM255 68H257V71H256ZM194 69H195V71H194ZM224 69H225V71H224ZM252 69H253V71H252ZM232 70H233L234 73L232 72ZM68 71H69V74L71 73L72 75L75 76L74 79H72V77H70V76L67 77V74L66 73H68ZM242 71H243V74H242ZM125 72H127V73H125ZM223 72H225V73H223ZM252 72L254 73V74H252V75H254V77H252V75H251ZM255 72L257 74H255ZM196 73L198 75H196ZM217 74L220 77L221 76L222 77L221 78L220 77H217L218 76ZM233 75H235L236 77L233 76ZM238 75H239L240 79H239ZM247 75L249 76V78L246 77ZM76 76H78V77H76ZM80 76H82V78ZM207 76H211V77H207ZM255 76L256 77H259V80L260 81H258V82L255 81V78H256ZM66 77H67L68 80H66ZM85 77L87 79H85ZM104 77L106 79H110L111 78V76L108 75V74H104ZM196 78H200V79L198 80ZM235 78H237L236 81H235ZM195 79H196V81L198 83L195 81ZM216 79L218 80V82H217ZM233 79H234L235 82L233 81ZM242 79H243V81H242ZM257 79L258 78H256V80ZM192 80H194L193 83H191ZM71 81H72V83H71ZM73 81H74V83H73ZM248 81H249V85H248ZM254 81L256 83H258L257 84L258 86L255 85L256 83ZM75 83H76V85H74ZM192 84H194V85H192ZM259 84L261 85L260 86L261 88H259ZM80 85H83V86H80ZM86 85H88L89 88H87ZM255 86L258 88V90L261 89V90H259L258 93H257V90H255V89H257ZM46 88L48 89V91H47ZM80 88L82 89L81 91H80ZM83 88L86 89L87 91L84 90ZM178 88H181V86H178ZM192 88H194V90H192ZM49 89H50V91H49ZM91 89H93V90H91ZM94 89H96V90L99 89V91H96ZM209 89H210L209 90L210 92H209V95H208L207 98H208V100H210V98H212L211 100H213L214 99L213 97H215V96H213V95H215L214 92H212L213 87L211 86V87H209ZM252 89H254V90H252ZM83 90L85 92H87L89 95H91V96L93 95L92 97L95 98L93 102H95L96 105L98 104L95 111L94 110L93 111L90 110V108L93 105L92 104H89L87 102V100L82 99L80 97V95L78 94L80 92H83ZM55 91L56 92L59 91L57 93V96L58 97L60 96V98H58L56 96ZM104 92H106V93H104ZM114 93H115L116 96H113L112 95ZM116 93H118V94H122V93H126L127 94V93H130V94H128L126 96H119ZM193 93H192V95H193ZM215 93H216V91H215ZM108 94L110 96H106ZM62 96H64V97H62ZM115 97H116V100H115ZM135 97H136V99H135ZM1 98L2 99L4 98L3 99V103H2V99ZM57 98L60 99V100H58ZM64 98L65 99L68 98V99L67 100H64ZM72 99L75 101V105H74V101ZM142 100L146 104L145 103L142 104L143 103ZM146 100L149 103H147ZM123 101L124 102L125 101H131V105L135 108V111L137 112V115H134L135 111L133 113L132 110L126 108L125 106H124L125 107L124 108L122 106V105H124L123 104ZM4 102L11 109H12V106H13V109L12 110L11 109H8L5 106V103ZM9 103H10V106H9ZM67 103H69V104H67ZM102 103L103 104H110V105H116L117 104V106L120 105L123 108L122 109V111H124L123 113H125V114H122V116L116 118L115 115H111V114H109V113H107V112H105V111L102 110L103 109L102 106H104ZM138 103H140V104H138ZM77 104H80V105H77ZM1 105H2V107H1ZM64 106H66V107H64ZM70 107H72V108H70ZM144 107H146V108H144ZM3 108H4V110H3ZM64 108H65V112L66 113L63 111ZM87 109H88V111H87ZM231 109H232V111L234 110L233 107H231ZM67 110L68 111H71L70 113L72 114V116H71V114L67 113L68 112ZM79 110L81 111V113H79L80 112ZM139 110H141L140 113H139ZM145 110H148L147 112H149V111H151V112L146 113ZM1 111H3V112H1ZM7 111H8V113H7L8 116H9V111H10V114H12V115L14 114L13 116L10 115L11 117H9V119H11V120H8L7 119L8 118L7 114H6V117L3 116V115H5L4 112H7ZM1 113H4V114H1ZM73 113H75V115ZM209 113H210L209 114V117L212 116L211 115V111ZM52 114L57 115V117H58L57 120L54 118L55 115L53 116ZM76 114H79V115H76ZM126 114H128V115H126ZM142 114L144 116H142ZM147 114H148V116H146ZM21 115L23 116L24 121H23ZM81 115H82V117H80ZM86 115H87V117H86ZM15 116H18V117L15 118ZM28 117H30V118L32 117L31 118L32 120L30 118H28ZM34 117H36L37 119H35ZM61 117H63V118H61ZM64 117H66V118H69V117L72 118L71 121L73 122V120H74V122L79 126L78 127L79 129L77 128V126L75 127V126L71 125L70 123H68L67 121H64V120L62 121L61 119H64ZM94 118H96V120ZM1 119H3V120H1ZM12 119H15V120L18 119V121H15V120H12ZM89 119H91V121ZM113 119L116 120L117 122H115ZM20 120H21V122H20ZM26 120H28V121H26ZM36 120L37 121L40 120L39 122L42 123V124L44 123L43 124L44 126H42L40 124L41 126L38 127L37 125H38L39 122H37ZM5 121H7V122L5 123ZM22 121H23L24 124L22 123ZM81 121L83 123H81ZM59 122H60V124H59ZM63 122H65V123H63ZM21 124H23V125H21ZM29 125H31V126L29 127ZM34 125H35V128H34ZM59 125L60 126L62 125L61 126L62 128H60ZM10 126H12V127H10ZM42 127L47 128L48 131L45 130L44 128H42ZM85 127H86L87 131H86V129H84ZM150 127H151V130H150ZM21 128H23V129L21 130ZM26 128H28V129L26 130ZM63 128H65V129H63ZM141 128H143V129L141 130ZM34 129L36 130V132H37V129H38V133H36L34 131ZM62 129L65 130V131H62ZM74 129H77V130H74ZM80 129H82V130H80ZM17 130H19V131H17ZM32 130L34 131V133H33ZM90 130L91 131H93V130H100L101 131L102 130L103 132L107 131V132H111V133H114L115 132L116 134H122V135H125V137L126 136L136 137L135 138L136 140L139 138V140L141 139L140 141L142 143H146V144H144V145H139V144H136V143L133 144V146L136 147L135 148V151L137 152L139 150L137 152V155L134 156L136 154L135 152H134L135 153L134 154V153H132V151H125V149L129 146V143H127V142H120L119 145L117 144L118 145V147H117V146H112V145H109V144L107 145V144H105L103 142H100V141H96V140L94 141V139L91 136L89 137V135H90L89 133L91 132ZM155 130L158 133L161 132V135L162 136L161 135H158L157 132H155ZM44 131H47L50 135H52V133H53V135H55L57 133V135H55V136H58L59 135V137L53 136L54 137V139H53L52 136H50L47 132H44ZM85 131L87 133L89 131L90 132L87 134ZM61 132H63V133H61ZM78 133H80V134H78ZM81 134H82L83 137H81ZM61 135H65V136H61ZM77 135L80 136L81 138L80 137L78 138ZM35 136H37V139H36ZM45 136L47 137L46 140L44 139ZM60 136L63 137V138H61ZM59 138L62 139L61 142H59V140H60ZM64 138H66V139H64ZM52 139L54 141H52ZM57 139H59V140H57ZM79 139L81 140V142H80ZM44 140H45V143H47V144L44 143ZM86 140H88V141H86ZM90 140H92L91 142L94 143V144L90 143ZM47 141H49V142L51 141V143H49ZM71 141H72V144H74L73 146H72V144H70ZM145 141H147V142H145ZM52 142H53V145H52ZM54 142H56V146L54 145L55 144ZM73 142H75V143H73ZM42 143H43V145H42ZM79 143H80V145H79ZM147 143H150L149 146H148ZM66 144H68L69 146L66 145ZM82 144H87V145H82ZM100 144H102V145H100ZM153 144L155 146H152ZM8 145L10 147H8ZM17 145H18V147H17ZM59 145H60V147H59ZM62 145L64 147H62ZM66 146H67V150L69 149V151H70V152H67V150H66V152L69 153V154H66L65 149H63ZM83 146H84V148H83ZM119 146H120V148H119ZM4 147L5 148L8 147V148L7 149H1V148H4ZM76 147H79V148H76ZM90 147H92L93 149L90 148ZM104 147L105 148L107 147L106 149H108V150L103 149ZM60 148H62V149H60ZM74 148H75L76 152H78V155L79 156L75 152ZM80 148L81 149H85V150L87 149V150L86 151L84 150V152H83ZM89 148H90V150H88ZM109 148L112 151L109 150ZM116 150H117V152H116ZM9 151H11V152H9ZM73 151L75 152V154H72ZM93 151H94V153H93ZM97 151H98V153H97ZM100 151H101V155L99 153ZM109 151L112 154L109 153ZM2 152H3L4 155L2 154ZM7 152H9V153H7ZM90 152H92V153H90ZM85 153H86V156L87 157L84 155ZM95 153H97V155H95ZM113 153H116L119 156L118 155H114ZM124 153H125V155H124ZM143 153H141V154H143ZM89 154H91L92 156L90 155V157H89ZM7 155H9V156H7ZM70 155H72V156H70ZM120 155H121V157H120ZM18 156H20V157H18ZM80 156L83 157V158H80ZM95 156L98 157V158H96ZM100 156H101V158H100ZM102 156H104V157H102ZM130 156H132V157H130ZM109 157H111V158H109ZM117 157H120L121 159L120 158H117ZM1 158L2 159L4 158V159L1 161ZM25 158H26V160H25ZM75 158L77 160H75ZM84 158H86V159H84ZM92 158L94 159L95 162L97 161V163H100L101 165L102 164L103 165L101 166L100 164H97V163L92 164L94 162ZM112 158H114V159H112ZM78 159H80V160L82 159V160L80 161ZM87 159H89V160L86 161ZM125 159H126V161H125ZM133 159H135V161ZM32 160L34 161L33 163H31ZM90 160H92V161H90ZM101 160L104 163L103 162L101 163ZM104 160H106V162ZM114 160L117 163H115ZM120 160L121 161L123 160L125 162H123V161L121 162ZM85 161H86V164H88L89 162H92V163H89L88 164L89 167H90V164L92 166L90 168L87 167L88 165L86 166V164H84ZM118 161H120V162H118ZM131 161L134 162V163H132ZM3 162L5 163V165H4ZM81 162H84V163H81ZM110 162H112V163H110ZM140 162H142V163H140ZM145 162H147V163H145ZM24 163H25V165H23ZM78 163L81 165V167H80V165H77ZM135 163H139V165H137L138 167L136 166ZM143 163H145L146 165L144 164V166H143ZM37 164H40V166L37 165ZM96 164L99 165V166H96ZM114 164H117L118 167H117V165H114ZM120 164H121V166H120ZM140 164H142L141 165V169H140ZM147 164H150V165H147ZM6 165L7 166H10V167L9 168H6L7 167ZM33 165H35V166L32 169V166ZM84 165H85V167H84ZM104 165L107 166V167H105ZM36 166H38V168H35ZM115 166H116V168H115ZM142 166L145 169H143ZM43 167H45V168H43ZM47 167H49V168H47ZM92 167L94 168V170H93ZM102 167H105L107 169V172H105L104 174L101 171H99ZM124 167L126 168L125 170H124ZM131 167H133V168H131ZM86 168H89V169H87V171H90V173L88 172L89 174H87ZM120 168L121 169L123 168V172H122V170ZM134 168L136 170L138 169L137 172H136V170ZM148 168L149 169L152 168L151 172H150V170H148ZM40 169L43 170V172H41ZM52 170H54V171H52ZM91 170H93V173H91ZM145 170H146V172H145ZM108 171H109V173H108ZM124 171H126V172H124ZM138 171H140V172H138ZM95 172H97V173L98 172H101V173H98V174L96 173V174L99 177L100 176H102L103 178L104 177H107L106 178L107 180L106 179H103L102 177H100V178L97 177V175L95 174ZM147 172H148V174H147ZM122 173H124V174H122ZM106 174H109L110 176L112 175L111 176L112 178H110V176L109 175H106ZM120 174H121V176H120ZM131 175H133V176H131ZM30 176H32V177H30ZM90 177H91V179H90ZM114 177L115 178L117 177V178L115 179ZM61 178H63V179H61ZM131 178H133V182H132V179ZM4 179H6L7 181H5ZM21 179H23V180H21ZM113 179L116 180V181H114ZM117 179H119V181H121V182H119ZM103 180L104 181L106 180V182H104ZM107 181H109V183ZM37 183H39V184H37ZM85 183L88 184V185H86ZM92 183H93V186L94 185H97V184H100V186L97 185V186H94L93 187L92 186ZM107 183H108V186L110 187V188L108 187L109 189H107ZM121 183H123V184H121ZM102 185H104V186L102 187ZM51 186H53V187H51ZM2 187H4L3 189H5V190H3ZM73 187H76L77 189L76 188H73ZM96 187L97 188H100V189H97ZM35 188L36 189L38 188V190H37L38 192L36 191ZM71 188H72V190H71ZM86 188H88V189H86ZM17 189H19V190H17ZM28 189H30L29 192H28ZM105 189H107L108 191H106ZM23 190H25V191H23ZM26 190H27V194H25L26 193ZM64 190H65V192H64ZM67 190H68V192H66ZM143 190L145 191L144 192V195H146V198L142 195L143 194L142 193ZM39 192H40V195L38 196ZM45 192H47V193H45ZM147 192H148V195H147ZM9 193H11V194L9 195ZM31 193H32V195H31ZM112 193H115V194H112ZM6 194H7V196H5ZM41 194H42V196L43 195H45V196L40 197ZM47 194H49V195L47 196ZM12 195L15 196V197H13ZM3 196H5L7 198H5V197L2 198ZM51 196H54V197H51ZM83 196H85V197H83ZM116 196H118V198H116ZM148 196L149 197L150 196L151 197L153 196V197L152 198L150 197L151 198V200H150V198ZM10 197H11V199H10ZM77 197H80L81 200H80V198H77ZM93 197H95L96 200L98 199V202ZM99 197H102L103 199L106 198V199L102 201V198H99ZM122 197H123V199H122ZM24 198L27 199L26 202H23V199ZM87 198L88 199L90 198V200L87 201ZM119 198L122 199V200H119ZM139 198H142V199L140 200ZM147 198H148V200H146ZM33 199L36 200V201H34ZM137 199H138V201H137ZM152 199L155 200V201L153 202ZM8 200L10 202H8ZM18 200H19V202H21V201L22 202L21 203H18L17 202ZM139 200L141 202H139ZM156 200L157 201L159 200L160 202L159 201L156 202ZM161 200H163V202ZM12 201H13V204H12ZM51 202H52V204H54L56 206H52ZM92 202L93 203L95 202V204L93 205ZM107 202H108V204H107ZM125 202H127V203L125 204ZM140 203L143 204L144 206L141 205ZM155 203L157 205H155ZM42 204H43L45 210L42 209ZM70 204H71V206H70ZM72 204L74 206H72ZM78 204H80L81 207ZM147 204L148 205L151 204L152 206L149 205L148 207H145ZM35 205H37V206H35ZM38 205L39 206L41 205V206L39 207ZM60 205L62 207H60ZM75 205H78L79 208H77V206H76V208L79 209V210H77L75 208ZM96 205L98 207H96ZM117 205H119V206H117ZM5 206L7 208H5ZM47 206H49V207H47ZM121 206L127 207V208L129 206V208L131 209V211H129V213H127V219H123V218H121L120 216H118V215H116L114 213V211L118 210L119 207H121ZM19 207H21V208L19 209ZM22 207H23V209H22ZM67 207H68L69 210L67 209ZM84 207H86V208H84ZM116 207H117V209H116ZM149 207L151 209H147ZM24 208H25V210H24ZM30 208H31L32 211L34 210L33 213H31L32 211L30 210ZM35 208H37V209H35ZM83 208H84V210H83ZM152 208H154L155 211H153ZM17 209L19 211H17ZM38 209H42L43 212H41V213H35ZM156 209H157V211H156ZM65 210L67 212L68 211L69 212L67 213V212H65ZM87 210L90 211V212H88ZM98 210H99V212H98ZM49 211L50 212L52 211V212L50 213ZM101 211H103V212L100 213ZM144 211H145V213H143ZM61 212H62V214H61ZM80 212H82L81 215H80ZM85 212L86 213L88 212L89 214L88 213L86 214ZM96 212H98V213H96ZM154 212H157V213H154ZM169 212H171V213H169ZM30 213L32 214V216H31ZM90 213H91V215H90ZM103 213L105 214V216H104ZM37 214H38V217H37ZM63 214H64V216L65 215H67V216L64 217ZM82 214H83V216H82ZM114 214H115V216H114ZM146 214H149V215H146ZM89 215L91 216V218H88ZM96 215H98L99 218H96L97 217ZM15 216H17V218ZM44 216H45V220L42 219V218H44ZM46 216H48V217H46ZM71 216L73 218V219L71 218L72 220L70 219ZM130 216H131V218H130ZM93 217L95 219L92 220ZM109 217H110V219H109ZM111 217H112V219H111ZM74 218H78L76 220L77 221L79 220V222H77L76 220H74ZM100 218L101 219L103 218V219L100 221ZM148 218L153 219V221L151 219H149L150 221H147ZM157 218H158V221H156ZM160 218H161L162 221L160 220ZM171 218H173V217H171ZM175 218H174V221H176ZM28 219H29V221H28ZM96 219H98V220H96ZM121 219H123V220H121ZM136 219L138 220V222H137ZM52 220H54V221H52ZM159 220L161 222H163V223H166V224L157 223V222H159ZM182 220L185 221V222L194 223L192 221V219L189 218V217H187V216L183 217ZM22 221H25V222L22 223ZM31 221H32V223H31ZM38 221H39V223H38ZM40 221H42L43 223L40 224ZM60 221H61L62 224L59 223ZM69 221H71V222L74 221L75 226L72 225V223L69 222ZM75 221H76V223H75ZM151 221H152V223H151ZM27 222L28 223L30 222V223L28 224ZM176 222L178 223V221H176ZM69 223H71V224H69ZM27 224L29 226H27ZM43 224H45V225H43ZM80 224H82V226L84 224L83 228L80 226ZM124 224H125V226H123ZM38 225H40V226H38ZM67 225H69V226H67ZM85 225L88 228H85L86 227ZM159 225H161V226H159ZM163 225H164L165 228L163 227ZM211 226L212 227H215L214 225H209V227H211ZM49 227L52 228L53 230L52 229H49ZM55 227H57V229ZM66 227H71L73 230L75 228V230L73 231L74 232L73 233L74 235L72 233L66 234V232H67L66 229H65ZM78 227L81 229L80 231H79ZM144 227H147V228H144ZM166 227H167V229H166ZM4 228H5V231H4ZM59 228L62 229L61 232H60V229ZM109 228H111V229H109ZM46 229H48V230H46ZM49 230H50V232H49ZM8 231H10V232H8ZM205 231H207V230H205ZM159 232H161V234ZM75 233H76V236H77V234H80V235H78L76 237L75 236ZM15 234H16V236H15ZM94 234H95V236H94ZM169 234L172 235V237ZM18 235H19V237H17ZM122 235H124V236L127 237V239H125V241H122L120 238H118L120 236L122 237ZM162 235L163 236L166 235V237H163ZM79 236H81V237H79ZM8 237L9 238L12 237V238L11 239H8ZM62 237H64V236H62ZM114 237L117 238V239L114 240ZM105 238H107V239H105ZM74 239H75L76 242L74 241ZM77 240H79V241H77ZM68 241H70L71 243H69ZM72 242L73 243L75 242V244L77 243V245L74 246V244ZM163 242H165V243L163 244ZM67 243H69L68 247H66L67 246ZM12 244H14L15 246L12 245ZM5 246L7 248H5ZM1 247H0V251H2L1 249H3ZM69 247L71 248V250H70ZM72 247H75V249L72 248ZM30 248H33V249H30ZM64 248H66V249H64ZM60 250H62V251H60ZM70 251L71 252L73 251V252L71 253ZM45 252H47L48 254L47 253L45 254ZM64 252H65V254H67V255L70 256V257H67V258H69V260L68 259H65V258L60 260L58 258V257H61V255H65ZM102 254L104 255L103 256L104 258L101 257ZM107 254H108V256H107ZM51 256H53V257H51ZM172 258H174V256L171 257V258H169L168 260H173ZM102 259H104L105 261L102 260ZM1 263L8 264L7 262H1L0 261V264Z\"/></svg>", "mask_w": 264, "mask_h": 264}]
</instances>
